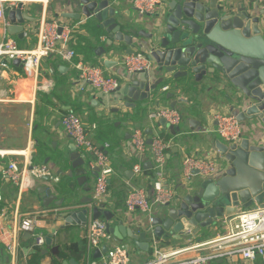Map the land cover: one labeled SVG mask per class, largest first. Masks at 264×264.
I'll list each match as a JSON object with an SVG mask.
<instances>
[{
  "label": "water",
  "instance_id": "95a60500",
  "mask_svg": "<svg viewBox=\"0 0 264 264\" xmlns=\"http://www.w3.org/2000/svg\"><path fill=\"white\" fill-rule=\"evenodd\" d=\"M67 3L75 11L62 16L91 20L104 31L108 47H100L103 55L111 48L113 55L122 57L123 53L137 48L153 61L149 70L138 72L143 74V80L132 77L117 89L113 100L121 104L118 110L160 107L174 98L168 91L185 88L195 90L198 95L205 87L219 98L216 109L234 113L241 127L239 141L229 144L215 140L220 160L218 173L204 178L195 172L196 179L183 185L176 199L163 206L159 215H153L151 222L136 220L135 228L129 227L122 220H112L110 210L96 205L91 210L92 218L104 217L107 231L119 242L128 240L135 249L149 251L154 240L160 239L169 245L172 239L193 238L197 234L199 239L208 230L222 231L225 217L251 207H264V4L242 5L231 0H160L158 11L148 14L140 13L134 5L124 11L121 0H67ZM22 6L20 2L7 13L10 20L7 32L18 38L23 36L25 22L36 21L22 10ZM147 26L151 31L145 30ZM125 46L130 48L124 50ZM12 63L22 66L18 59ZM116 64L117 60L103 62L106 68ZM152 69L159 75L156 80L151 79ZM98 102L103 105L105 100ZM180 102L190 103L185 99ZM176 104L177 101H173L170 107L175 108ZM185 109L188 111L186 106ZM159 122L166 128L164 119ZM192 123L194 120L190 121ZM167 128L173 135L179 130L173 125ZM68 149L69 175L76 169L82 172L77 177L79 185L87 179L88 172L97 176L99 168L90 169L74 143H70ZM60 158L62 161L63 157ZM150 164L145 162L143 166ZM43 179L51 180L50 176ZM55 183L58 186L59 181ZM39 191L45 194V207L51 203L61 206L65 202L47 186ZM82 202L91 203L92 197ZM88 214L87 206L65 209L60 214L64 218L63 227L85 225ZM51 243L52 236L47 235L46 247ZM106 250L103 245L101 251ZM100 255L99 250L94 251V258ZM72 263V260L64 261V264Z\"/></svg>",
  "mask_w": 264,
  "mask_h": 264
},
{
  "label": "crops",
  "instance_id": "0c3cea01",
  "mask_svg": "<svg viewBox=\"0 0 264 264\" xmlns=\"http://www.w3.org/2000/svg\"><path fill=\"white\" fill-rule=\"evenodd\" d=\"M121 1L123 2L122 9L124 11L130 10V8L133 7V0ZM231 1L235 3L239 2L242 5L252 4L253 6H258L264 4V0ZM37 5L39 11V16L37 18L34 13H30L26 9L27 6H25L23 11H27L31 16L35 17L36 21L25 22L23 25L26 26V24H30L33 27L37 25L42 15L41 4ZM74 11L75 8L68 4L67 0H48L45 17L47 20H54L60 25H68L72 28L68 47L72 48L74 51L78 42H81V37H85V39L94 42L96 44L92 57L94 61H90L89 59L84 61L82 55L77 54L76 51V55L71 62L63 60L56 53H51L42 58L40 71L37 77L30 78L26 76L21 66H15L11 63L0 83V142L2 143L3 140L11 138V140L4 143L11 146H19L10 147L11 149H22L26 145L35 144V151L31 154V162L33 161L34 164H31L30 167L45 164L49 168L52 176L58 177V181H61V183L66 185L71 191L69 192L67 190L62 193L61 189H58L57 184L52 178L48 181L44 179H35L28 171L26 173L27 187L18 198L17 186L3 181L0 178V192L4 198L3 201H0V214L2 207L4 205L7 207L6 218H0V228L4 227V230H6L3 235L5 241L8 240L11 234L15 209H18L20 218L26 216L36 218V220H38L37 229L40 232L50 233L57 229V234L52 237L51 246H58L60 249H65L71 243L80 239H85L86 224L67 225L63 227L64 218L60 216L65 209L76 210L83 206L89 208L92 202L84 204L82 201H85L87 197H92L93 185L95 184V177L91 176L89 172L87 173V179L82 182V185H79L77 182V177L82 174L80 169L73 170V175H69L71 162L69 161L68 145L73 143V140L67 135L61 124L62 116L66 114L69 109H72L87 127L95 124L97 128L90 133L92 140L100 145L108 143L111 149L110 151L108 150V154L115 173L113 174L114 178L110 177L108 181V196L104 199L102 205L105 206V209L113 213L112 220H122L123 224L134 228L136 220H148V216L145 213L143 214L141 212L140 214L139 211L127 212L125 210V196L130 185L137 186L139 183L145 185L146 187L144 188L151 193L152 183L157 180L155 169L152 165L153 162L151 160L152 156L150 150H147L145 160L142 162L141 173L135 175L133 172V165L137 162V156L130 142L132 130L136 127L146 126L148 123L147 112L156 109V107L152 106L140 110L134 108L118 110L121 104H116L115 100H113V97H116V93L110 96H103L94 88L79 81V71L75 67V64L80 60L92 65H100L105 75L120 77L121 85L131 81L132 77H134V80H143L144 76L141 73L134 74V76H129L125 73L119 60L129 53H123L121 55L122 57H120V55L118 56L117 54L113 55L112 49L109 48L108 51L106 49L107 52L104 53V55L102 54L100 47L107 48L108 46L107 41H105V34L97 40L95 35L91 33L90 29L98 27L96 22L84 18L76 20L62 16L63 13H73ZM144 28L147 32L151 31L150 26ZM4 31L5 26L0 22V39ZM10 35L16 41L19 48L32 49L36 45L37 40L33 32L29 33L28 36H22V38H18L16 34ZM128 48L130 47L125 46L124 50ZM133 50L147 55L140 49L133 48ZM106 59L113 61L117 60L118 64L106 68L103 65ZM158 77L159 75L152 69L151 79L156 80ZM168 92L173 93L174 98L168 99V101L160 105V107H170L171 102L177 101L175 109L183 115L181 122L177 125L179 130L173 135L167 128L170 124L166 122V128H162L159 121L156 125H160L161 128H155V130L164 138L172 139V146L165 154L166 164L164 170L168 180L167 183L175 188L178 195L182 190V186L187 184L181 179L182 157L184 155H198L219 158V152L215 148L214 142L216 139L223 140L215 131L213 115L215 112L220 111L226 113L231 112L228 110H217L216 105L220 103L219 98H217V95H214L213 91L207 92L205 87L201 89L198 95H196L195 90L189 91L185 88H178ZM100 99L105 100V102L102 103L103 105H99L98 101H100ZM184 99L190 103L185 105L180 102V100ZM185 106L188 108V111H186ZM109 111L116 113L121 121L129 123V125L132 124L131 120L135 118L134 125H131V129L125 130L122 134L113 133L110 135L113 139L111 140L113 144H111L110 140L105 136V132L107 131L96 120L99 116L101 120L106 118ZM191 120H194V123L190 124ZM120 123L121 122L118 124L120 125ZM36 129L41 133H36ZM146 134L149 136L148 139L152 137L148 129H146ZM17 151L18 153L20 152L19 154H22V150ZM61 156L63 157L62 161L60 158ZM17 159L21 161L20 157ZM145 162H151V164L144 167L143 165ZM6 163L2 165L0 162L2 168ZM63 176L65 177L63 178ZM195 179V176L192 177V180ZM43 186L50 188L58 199L64 198L65 202L63 205L58 206L51 203L49 206L45 207L43 205L45 194L39 191ZM11 188L16 189L14 194H11ZM91 192L92 195L90 194ZM55 208L58 209L56 213H53L51 210L48 213H43L45 210ZM161 209L162 208H160L157 213L153 212V215H159ZM89 218H92V213L88 214L87 220ZM100 219L105 220L104 217ZM222 230H224L223 227ZM221 233L222 231L211 229L207 231L205 236L199 239H197V234L193 238L189 236L180 240L172 239L169 245L157 239L156 248L152 247L149 251L135 249L132 242L130 243L128 240L123 241V243H129V264H144L155 257V251L158 249L161 252H167L194 246L180 255V257L185 258L205 253L209 250V246L206 243L217 238ZM22 237L24 239H29V237H25V235H22ZM46 252L43 250V253L46 254L42 257L40 264L53 263L55 257L51 253V250L49 249ZM67 252L69 258L66 261L72 260L74 262L72 264H82V261L84 262V260H82L83 256L82 259H77V255L74 252ZM25 254L26 253L22 254L20 264L26 263L28 255L27 258H25ZM64 261L62 264H64ZM238 261L241 264H264V256H257L251 261H243L241 259H238ZM1 263L7 264L8 262ZM210 264H226V261L224 259H218L210 262Z\"/></svg>",
  "mask_w": 264,
  "mask_h": 264
},
{
  "label": "built area",
  "instance_id": "2783aa9c",
  "mask_svg": "<svg viewBox=\"0 0 264 264\" xmlns=\"http://www.w3.org/2000/svg\"><path fill=\"white\" fill-rule=\"evenodd\" d=\"M20 2L23 4L22 10L31 3L41 4L42 15L37 25L33 27L26 24L23 27V36H28L31 32L36 36V45L32 49L19 48L16 41L7 32V27L10 25V20L6 18L7 13L9 10L17 8ZM47 3L48 0L45 2L44 0H0V22L5 26V31L0 39V83L14 59L20 61L26 76L35 78L39 74L43 57L56 53L63 60L71 62L76 55L75 51L68 47L72 28L68 25H60L54 20H47L45 17ZM159 4L160 0H133V5L140 13H156ZM119 63L127 75L147 71L153 66V61L139 51L125 55L119 60ZM75 67L79 71V81L94 88L103 96L114 94L121 85L120 77L105 75L100 65H92L80 60L75 64ZM161 119L170 125L177 126L182 120V115L175 108L156 107V109L147 112V125L134 128L130 137L131 146L137 156V162L133 165V172L135 175L141 173L142 162L145 160L147 150H150L157 180L152 183L151 193L144 187L130 185L125 196V210L127 212L145 213L149 222L152 221L154 206L163 207L172 203L177 197L175 188L167 183L164 170L165 154L172 146V139L164 138L155 130V128H161L160 125H156ZM213 120L216 122L215 131L224 142L232 144L239 141L241 127L234 113L215 112ZM61 124L67 135L73 140L81 156L86 158L89 168H99L95 177L92 203L88 208L89 214H91L94 205L105 208L102 203L108 196V180L110 175L115 173L108 154L109 144L95 143L90 138V133L97 128L96 125L92 124L87 127L72 109H69L62 116ZM146 129L150 130L152 134L150 139H148ZM8 156L21 158V161L9 159L1 170L4 180L17 186L18 198L27 187L26 173L28 171L35 179L50 176L54 181L59 180L58 177L52 176L45 164L30 167L32 164L31 145L24 148L22 154L8 153V150L0 149V158L3 159ZM181 164V179L188 183L196 175L195 172L204 178L215 176L220 167V160L211 156L184 155ZM3 200V195L0 192V201ZM50 210L53 213L58 211L55 208L45 210L43 213H48ZM6 216L7 207L4 205L1 209L0 218L4 219ZM37 222L38 220L31 216L20 218L18 209H15L13 226L7 241L3 239L6 230L4 227L0 228V241L9 256L7 264H18L22 235L29 234L31 247L43 248L46 245V236L51 235L53 237L57 234V229L50 233L40 232L37 229ZM222 227L226 234L208 241L206 244H208L209 250L205 253L185 258L180 257V255L194 246L167 252L155 249V257L144 264H210V262L218 259H224L226 264H241L238 259L251 261L257 256H264V207H251L240 210L230 217H225ZM85 240L83 255L85 264H129L128 244L115 240L114 236L107 231L105 220L89 218L86 221ZM103 245L107 247L106 252L101 251ZM153 248H156L155 240ZM95 250L100 251V257H93ZM24 256L27 258V254ZM0 264L2 263L0 262Z\"/></svg>",
  "mask_w": 264,
  "mask_h": 264
},
{
  "label": "trees",
  "instance_id": "16d2710c",
  "mask_svg": "<svg viewBox=\"0 0 264 264\" xmlns=\"http://www.w3.org/2000/svg\"><path fill=\"white\" fill-rule=\"evenodd\" d=\"M48 9H49V4H48ZM90 30H91V33H93V35H95L97 40H98L100 35L105 34L104 31L101 30L99 27H95V28L90 29ZM80 39H81L80 41L82 43L78 42V44L75 47V51L77 52V54L82 55L84 61H87L88 59L90 61H94V59H92V57L94 55V50L96 48V44L94 42H91V41L85 39V37H81ZM32 164H34L33 161H32ZM57 187H58V189H61L62 193L67 191V190L69 192H71L66 187V185H63V183H61V181H59ZM11 189H12L11 194H14L16 189L15 188H11ZM114 223H116V222H114ZM85 244H86L85 239H80L76 242L71 243L65 249H60L58 246H50L48 248V247H46V245L43 248H38V247H31V240L30 239H24L22 237L21 241H20L21 251L18 255V264H20V262H21V257H22L23 253H26L28 255V259H27L25 264H40L42 257H44V255L47 253V252L45 254L43 253V250H45V249L46 250L50 249L51 253L55 257L52 264H62V262L64 260H67L69 258L67 251L74 252L77 255V259H82L83 252L85 250ZM52 249H53V251H52ZM0 261L1 262H9V256L7 255V253L5 251V247H4L3 243H1V242H0ZM82 264H85V263L82 261Z\"/></svg>",
  "mask_w": 264,
  "mask_h": 264
},
{
  "label": "rangeland",
  "instance_id": "374dc122",
  "mask_svg": "<svg viewBox=\"0 0 264 264\" xmlns=\"http://www.w3.org/2000/svg\"><path fill=\"white\" fill-rule=\"evenodd\" d=\"M36 7H37V10H36ZM26 9L31 13H34V15L36 16V18L39 16V11H38V5L37 4H34V3H31L29 5H27ZM35 11V12H34ZM116 107V106H115ZM81 115V113H80ZM132 115V114H131ZM104 116V115H103ZM96 120L101 124V126L107 131L105 132V136L108 140H110L111 144L113 140L111 138V134L113 133H116V134H122L125 130H128V129H131V125H134V120H131L132 124L129 125V123H124L123 121H121L120 117L116 114V113H112L109 111V114L107 115L106 118H104L103 120H101L100 116L98 118H96ZM105 120V121H104ZM104 121V122H102ZM119 122L120 125L118 124ZM36 133H41V132H38V130L36 129ZM90 138L92 139V137L90 136ZM8 140H11V138H9ZM7 139L3 140V142L1 143L0 142V149H6V150H23L24 148L22 149H19V148H14V149H11L10 147H19V146H11V145H8L4 142H7L8 141ZM35 148H36V145L35 144H31V154H33V152L35 151ZM109 151L111 150L110 148L108 149ZM19 157L17 156H8L6 158H0L1 159V164H5L6 162L9 161V159H17ZM2 165H0V178L1 180L3 181H6L4 180L3 176H2V173H1V170H2ZM65 176H63L64 178ZM110 177H113V174L110 175ZM94 182V181H93ZM93 184V183H92ZM95 185V184H94ZM94 185H93V189H94ZM137 186H140V187H146L145 185H143L142 183H139ZM92 195V192L90 193ZM162 208L160 206H154V209H153V212L157 213L159 211V209ZM141 214V212H139ZM144 214V213H143ZM226 234V231L225 230H222V233L220 234L221 236L225 235ZM53 251V249H52Z\"/></svg>",
  "mask_w": 264,
  "mask_h": 264
},
{
  "label": "bare ground",
  "instance_id": "6f19581e",
  "mask_svg": "<svg viewBox=\"0 0 264 264\" xmlns=\"http://www.w3.org/2000/svg\"><path fill=\"white\" fill-rule=\"evenodd\" d=\"M45 1H46V0H44V2H45ZM21 152H22V151H21ZM8 153L19 154L20 152L18 153L17 150H8Z\"/></svg>",
  "mask_w": 264,
  "mask_h": 264
}]
</instances>
